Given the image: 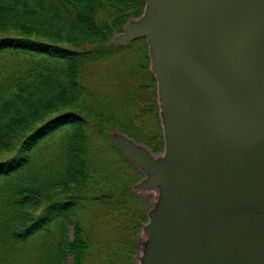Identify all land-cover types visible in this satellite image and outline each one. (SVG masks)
Listing matches in <instances>:
<instances>
[{
	"label": "trees",
	"instance_id": "obj_1",
	"mask_svg": "<svg viewBox=\"0 0 264 264\" xmlns=\"http://www.w3.org/2000/svg\"><path fill=\"white\" fill-rule=\"evenodd\" d=\"M145 5L0 0V264H86L96 244L81 218L88 201L107 205L114 232L147 221L130 191L142 175L108 134L164 150L146 39L110 45ZM119 239L104 264L128 263L133 239Z\"/></svg>",
	"mask_w": 264,
	"mask_h": 264
},
{
	"label": "water",
	"instance_id": "obj_2",
	"mask_svg": "<svg viewBox=\"0 0 264 264\" xmlns=\"http://www.w3.org/2000/svg\"><path fill=\"white\" fill-rule=\"evenodd\" d=\"M131 20L168 125L166 159L126 144L162 187L147 263L264 264V0H146Z\"/></svg>",
	"mask_w": 264,
	"mask_h": 264
},
{
	"label": "rangeland",
	"instance_id": "obj_3",
	"mask_svg": "<svg viewBox=\"0 0 264 264\" xmlns=\"http://www.w3.org/2000/svg\"><path fill=\"white\" fill-rule=\"evenodd\" d=\"M132 22L133 21L131 20L126 24L123 32L115 36L110 41V45L124 44L128 41V39H130L129 37L125 36V32L127 26ZM150 67L152 69L151 57ZM157 101L166 141L168 128L166 120V105L159 85H157ZM108 134L113 139L122 155L125 156L134 165V167L139 170L142 175L140 179L132 183L130 191L142 198L147 221L142 224L137 231L122 230L119 232V230L116 229V231L114 232L113 227H109L107 224L109 218H107V215L103 214V212L100 211V207H104L107 205H101L99 202H85L83 204L84 209L82 210L81 218L86 221V229L89 239L91 241L93 239V241L96 243L87 254L86 264H104L106 258L112 262L116 260L118 254H112V252H119V248H121L119 238L120 236H124L126 234L133 239L131 246H125V250L127 252L130 251L129 255H124L128 260L127 264H148L147 261L150 257V242L153 239V229L151 228V222L153 220V216L160 211L163 204L162 187L157 183L155 185H149L151 173L145 170L143 166H141V164L132 156V154L127 151L126 144H129L131 142V138L115 130H110ZM132 146L135 150L141 152L146 158L150 159L151 161L166 159L168 156V149L166 145L165 149L161 153L154 155L147 153L140 145L137 144V142L132 143ZM48 148L51 149L52 145H49ZM110 155L111 154H109L108 157H110ZM112 157L113 156H111V158ZM107 190L108 187H105V184L102 183L97 192L101 194L102 192H105ZM110 217H115V215L110 214ZM120 218L122 219L121 216ZM67 237L69 239L72 238V226H69L68 228ZM100 247L101 250H99ZM65 257V264H71L70 256L67 255Z\"/></svg>",
	"mask_w": 264,
	"mask_h": 264
},
{
	"label": "bare ground",
	"instance_id": "obj_4",
	"mask_svg": "<svg viewBox=\"0 0 264 264\" xmlns=\"http://www.w3.org/2000/svg\"><path fill=\"white\" fill-rule=\"evenodd\" d=\"M145 19L146 18L143 17L142 20L140 22H138V24L135 27L136 32H138V33H144V32H147L149 30L148 21L145 20Z\"/></svg>",
	"mask_w": 264,
	"mask_h": 264
}]
</instances>
